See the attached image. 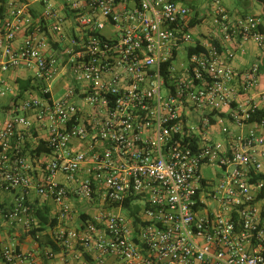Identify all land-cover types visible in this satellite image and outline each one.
I'll return each mask as SVG.
<instances>
[{
    "label": "built area",
    "instance_id": "obj_1",
    "mask_svg": "<svg viewBox=\"0 0 264 264\" xmlns=\"http://www.w3.org/2000/svg\"><path fill=\"white\" fill-rule=\"evenodd\" d=\"M212 1L198 40L203 18L180 0L8 1L0 223L31 229L48 200L54 243L97 264H264V18ZM220 37L257 61L237 70ZM21 71L26 90L7 78ZM42 260L0 244V264Z\"/></svg>",
    "mask_w": 264,
    "mask_h": 264
},
{
    "label": "crops",
    "instance_id": "obj_2",
    "mask_svg": "<svg viewBox=\"0 0 264 264\" xmlns=\"http://www.w3.org/2000/svg\"><path fill=\"white\" fill-rule=\"evenodd\" d=\"M12 1V0H9ZM57 5L60 6V0H53ZM259 3V9L257 14H241V16L247 15H261L264 18V0H257ZM42 12V7L39 5L34 6V13L40 14ZM195 25L192 28V33L194 29L198 26H201L203 21L196 20ZM1 24V22H0ZM194 35V34H193ZM195 36V35H194ZM210 37V31L202 32L195 36L196 40L199 38ZM24 39L23 34H19L17 38V44H20ZM221 41V46L235 50L236 57L232 62V65L237 70H245L250 68L258 59L260 55V51L254 44L248 43L245 45V49L243 50L240 47V44L237 41H224L221 37L219 38ZM262 76H261V89L264 90V65L262 66ZM25 76L23 71L16 72L7 76L8 81L11 83V86L14 85L15 80H22ZM10 199V198H9ZM8 199V200H9ZM36 206L39 208H46L50 211V215L54 217V205L52 202L48 200H40L35 199L33 207L36 209ZM39 222L37 220L36 224ZM35 224V225H36ZM30 229H27L25 226L20 224H9L5 222L0 223V244H9L13 243L17 247H19L23 252L32 253L38 255V257L42 258L43 262L45 261L46 264H97L96 261L93 259L91 254H88L82 250L81 247L78 248H70V249H62L60 248L59 251L55 252V258L52 260H46L45 254L52 249V244L48 242V240H52V234L50 232L49 227L43 233H38V237L41 236V242H37L31 235H28ZM46 237V238H44ZM54 242V241H53ZM55 244V243H54ZM113 260L110 259L107 261V264H112Z\"/></svg>",
    "mask_w": 264,
    "mask_h": 264
},
{
    "label": "rangeland",
    "instance_id": "obj_3",
    "mask_svg": "<svg viewBox=\"0 0 264 264\" xmlns=\"http://www.w3.org/2000/svg\"><path fill=\"white\" fill-rule=\"evenodd\" d=\"M184 4L193 7L201 18H203V23L201 26H198L194 29L193 34L196 36L202 32H208L215 25V6L212 0H180ZM222 6L227 11L232 13L233 15H241V14H257L259 9V3L257 0H222ZM180 60L183 62H187V54L182 53L180 55ZM202 174L206 178H214L213 171L207 168H202ZM81 205L82 209H89L87 207V203L85 201H77ZM90 210V209H89ZM118 213V211H116ZM123 215H127L125 211H120Z\"/></svg>",
    "mask_w": 264,
    "mask_h": 264
},
{
    "label": "trees",
    "instance_id": "obj_4",
    "mask_svg": "<svg viewBox=\"0 0 264 264\" xmlns=\"http://www.w3.org/2000/svg\"><path fill=\"white\" fill-rule=\"evenodd\" d=\"M9 0H0V22H2L6 16H7V4ZM193 8V7H192ZM196 20L192 22V26L195 25ZM215 43V42H214ZM217 45V43H216ZM201 48H196L195 51H199ZM19 86L26 90L30 87V80L28 81H23V80H18ZM42 151V149L38 150ZM35 216L39 219V222L36 225H33V227L29 230L28 235H31L37 242H41L40 237H38V233H43L47 230L48 227H55L57 225V220L53 219L50 215V211L46 208H39L36 206L35 209ZM82 218H88L87 215H83ZM46 238V237H44ZM50 244H52V251L57 252L59 251V247L54 244L52 240H48Z\"/></svg>",
    "mask_w": 264,
    "mask_h": 264
}]
</instances>
